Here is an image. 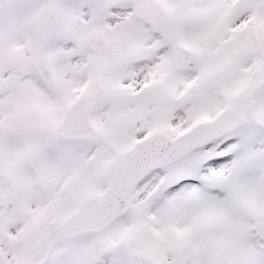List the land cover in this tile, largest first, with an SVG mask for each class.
<instances>
[{"label": "snow or ice", "instance_id": "snow-or-ice-1", "mask_svg": "<svg viewBox=\"0 0 264 264\" xmlns=\"http://www.w3.org/2000/svg\"><path fill=\"white\" fill-rule=\"evenodd\" d=\"M0 264H264V0H0Z\"/></svg>", "mask_w": 264, "mask_h": 264}]
</instances>
